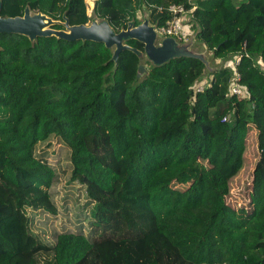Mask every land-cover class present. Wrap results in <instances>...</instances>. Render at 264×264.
I'll return each mask as SVG.
<instances>
[{
  "label": "trees",
  "instance_id": "trees-1",
  "mask_svg": "<svg viewBox=\"0 0 264 264\" xmlns=\"http://www.w3.org/2000/svg\"><path fill=\"white\" fill-rule=\"evenodd\" d=\"M1 1V15L89 22L86 0ZM170 5L215 58L239 55L233 70L196 81L203 63L181 57L139 76L128 49L114 68L102 42L0 33V264H264V0L93 9L119 31L142 11L163 25ZM232 71L246 96L228 94ZM251 153L241 218L230 184Z\"/></svg>",
  "mask_w": 264,
  "mask_h": 264
},
{
  "label": "water",
  "instance_id": "water-1",
  "mask_svg": "<svg viewBox=\"0 0 264 264\" xmlns=\"http://www.w3.org/2000/svg\"><path fill=\"white\" fill-rule=\"evenodd\" d=\"M2 1L0 0V9ZM145 12V11H144ZM61 24L62 29L54 28V25ZM199 29L186 40L163 36L157 30V24L151 23L148 14L144 13L142 22L136 24L134 19L128 21L125 28L116 31L103 17H98L92 8L89 22L87 24H70L64 16L63 21L56 20L50 16L32 11L28 5L25 6L23 14L17 16L0 14V33H17L27 36L30 41H36L38 37L55 36L58 39L81 40L102 42L111 53V60L114 68L117 67L120 52L128 49L135 53L139 58L137 73L142 75L147 72L146 64L152 67H160L170 62V60L181 57L195 58L203 63V71L199 78L206 79L209 75L220 69H232L226 63H235L239 55L233 54L222 58L217 65L211 64L210 54L204 45L199 48L194 47ZM136 40L143 44V50L130 46L127 42ZM211 56V57H210ZM195 81V82H196Z\"/></svg>",
  "mask_w": 264,
  "mask_h": 264
},
{
  "label": "rangeland",
  "instance_id": "rangeland-1",
  "mask_svg": "<svg viewBox=\"0 0 264 264\" xmlns=\"http://www.w3.org/2000/svg\"><path fill=\"white\" fill-rule=\"evenodd\" d=\"M241 1L244 0H234L235 4L240 3ZM93 2L94 0H86L87 3V13L90 16L91 12H92V8H93ZM144 11L142 12H138L137 14V18L139 19L140 22L143 21L144 19ZM184 30L189 34V36L187 38H185L184 40H181L182 38H184L183 36L181 37V41H186L195 31H196V27H192L191 22H188V15L186 14L184 16ZM184 33V31H183ZM185 34V33H184ZM202 47V41L198 40L196 37V40L194 42V47L195 48H199ZM211 53L209 52V55ZM211 57V56H210ZM221 61L220 58H215V57H211V64L212 65H217L219 64ZM255 62L256 64H258L259 67L262 68L261 63H260V59L258 57L255 58ZM227 65L232 66V69H234V63H226ZM249 168L248 169H244L242 171L239 172L238 176L231 182L230 184V201L231 203L235 206L236 208V214L239 217H245L247 214H250L253 211V205L251 203L250 200V189H251V180H252V167L254 166V162H255V158H253V153H251L249 155ZM5 193L10 196L12 193V191L9 188H6Z\"/></svg>",
  "mask_w": 264,
  "mask_h": 264
},
{
  "label": "built area",
  "instance_id": "built-area-1",
  "mask_svg": "<svg viewBox=\"0 0 264 264\" xmlns=\"http://www.w3.org/2000/svg\"><path fill=\"white\" fill-rule=\"evenodd\" d=\"M194 8V7H193ZM169 11L172 13V17L167 20L163 25L157 26L158 32L163 36H170L181 39L184 35V16L188 11L185 10L183 5H170ZM190 20L188 15V21ZM184 31V33H183ZM240 57L238 56L234 65L238 64ZM240 76L235 71H232V76L230 79V86L228 94H234L238 97H244L247 95L246 87L240 84ZM197 91L203 90V85L199 84L196 88Z\"/></svg>",
  "mask_w": 264,
  "mask_h": 264
}]
</instances>
